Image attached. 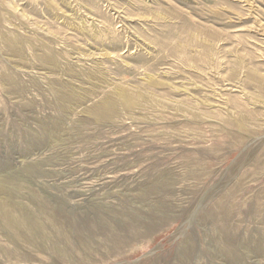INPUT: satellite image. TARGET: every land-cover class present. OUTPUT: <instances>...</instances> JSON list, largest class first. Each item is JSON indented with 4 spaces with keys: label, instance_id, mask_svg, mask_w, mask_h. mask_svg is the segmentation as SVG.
<instances>
[{
    "label": "rangeland",
    "instance_id": "rangeland-1",
    "mask_svg": "<svg viewBox=\"0 0 264 264\" xmlns=\"http://www.w3.org/2000/svg\"><path fill=\"white\" fill-rule=\"evenodd\" d=\"M252 74L264 0H0V264H264Z\"/></svg>",
    "mask_w": 264,
    "mask_h": 264
},
{
    "label": "bare ground",
    "instance_id": "bare-ground-1",
    "mask_svg": "<svg viewBox=\"0 0 264 264\" xmlns=\"http://www.w3.org/2000/svg\"><path fill=\"white\" fill-rule=\"evenodd\" d=\"M253 73H254V71H253ZM251 74V73H250ZM250 78H251V81H255L256 83H258L259 85H258V89H257V91H258V94H259V97L260 98H263L264 99V81H262V80H259V78H258V76L257 75H255V74H252L251 76H250ZM251 81L249 82L248 81V83H251ZM251 84H253V83H251ZM117 91V90H116ZM116 96H117V98H118V100H120V101H122L125 105H131V102H132V97L131 96H129L127 93H125L124 91H122V90H118L117 91V93H116ZM114 97H115V95H114ZM132 98V99H131ZM249 98H250V96H249ZM252 98V97H251ZM106 99H108V98H106ZM115 99V98H114ZM259 99V98H258ZM261 100V99H260ZM259 101V100H258ZM103 102V101H102ZM101 102V103H102ZM106 102V101H105ZM105 102H103V103H105ZM264 102V101H263ZM118 103V102H117ZM104 105V104H103ZM114 105H115V101L113 100V99H111V100H109L108 99V102L104 105V106H102V108L100 109L102 112H106V111H112V108L114 107ZM97 107V106H96ZM116 107V106H115ZM98 108H100V107H98ZM98 110V109H97ZM99 111V110H98ZM97 111V112H98ZM111 113V112H110ZM115 113V112H114ZM242 113H244V111H239V114L241 115ZM112 114V113H111ZM114 115H116V114H114ZM248 118H250L249 116H247ZM256 119V118H255ZM234 120H235V118H234ZM248 120V119H247ZM250 121V120H249ZM236 122V121H235ZM237 125L240 127V128H242V129H247L249 126H248V121H246V120H243V119H239L238 121H237ZM237 128V127H236ZM240 130V129H239ZM254 130V129H253ZM241 133V132H240ZM3 212H4V210H2ZM2 214V213H1ZM8 214V213H7ZM10 214V213H9ZM3 215H5V214H3ZM1 216V215H0ZM8 217H10V216H8ZM7 217V218H8ZM11 218V217H10ZM17 219V218H16ZM17 221V220H16ZM13 222V221H12Z\"/></svg>",
    "mask_w": 264,
    "mask_h": 264
}]
</instances>
